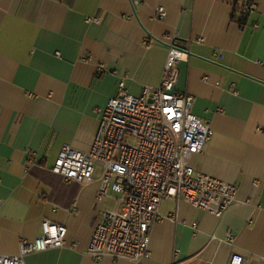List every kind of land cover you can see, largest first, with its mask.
Listing matches in <instances>:
<instances>
[{
	"label": "crops",
	"instance_id": "obj_1",
	"mask_svg": "<svg viewBox=\"0 0 264 264\" xmlns=\"http://www.w3.org/2000/svg\"><path fill=\"white\" fill-rule=\"evenodd\" d=\"M246 1L0 0L1 254H17L49 220L67 227V246L26 264H131L87 253L103 213L117 209L113 193L98 200L101 174L66 183L52 169L64 144L91 149L121 80L134 96L160 84L176 33L189 50L176 87L214 132L189 163L248 203L218 217L165 200L161 212L177 220L153 226L145 264H227L233 253L264 264V0L241 18Z\"/></svg>",
	"mask_w": 264,
	"mask_h": 264
},
{
	"label": "built area",
	"instance_id": "obj_2",
	"mask_svg": "<svg viewBox=\"0 0 264 264\" xmlns=\"http://www.w3.org/2000/svg\"><path fill=\"white\" fill-rule=\"evenodd\" d=\"M255 7L248 3L246 9ZM166 15L164 7L155 9V20ZM168 44L160 84L145 86L140 96H134L121 80L116 95L99 111L100 127L91 149L83 152L64 144L52 169L66 183L90 184L100 166L98 200L110 193L117 196V209L103 213L89 242L87 253L95 262L145 264L153 226L164 219L177 220L176 214L161 212L165 200L183 199L218 217L248 203L238 199L236 185L196 172L190 165V159L203 153L214 132L193 114L194 98L176 87L179 64L189 59L188 46L176 33ZM36 161L37 154L30 153V166ZM67 236L65 225L45 220L41 236L22 240L17 254L0 253V264H26L25 258L32 253L62 249L67 246ZM228 242H233L231 236ZM227 264L253 263L233 253Z\"/></svg>",
	"mask_w": 264,
	"mask_h": 264
},
{
	"label": "trees",
	"instance_id": "obj_3",
	"mask_svg": "<svg viewBox=\"0 0 264 264\" xmlns=\"http://www.w3.org/2000/svg\"><path fill=\"white\" fill-rule=\"evenodd\" d=\"M248 3H254V1H251V0L246 1L243 4V9L237 8V10H241V18H245V16H246V11H247L246 6H247Z\"/></svg>",
	"mask_w": 264,
	"mask_h": 264
},
{
	"label": "rangeland",
	"instance_id": "obj_4",
	"mask_svg": "<svg viewBox=\"0 0 264 264\" xmlns=\"http://www.w3.org/2000/svg\"><path fill=\"white\" fill-rule=\"evenodd\" d=\"M100 171H101V168H100V166H97V172H96V174H99V173H100Z\"/></svg>",
	"mask_w": 264,
	"mask_h": 264
}]
</instances>
